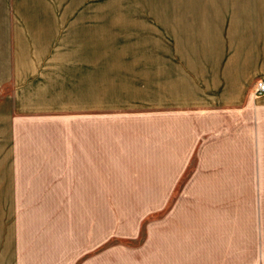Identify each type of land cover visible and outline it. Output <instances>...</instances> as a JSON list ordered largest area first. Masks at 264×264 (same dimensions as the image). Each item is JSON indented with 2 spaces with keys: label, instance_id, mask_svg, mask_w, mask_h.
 Here are the masks:
<instances>
[{
  "label": "crops",
  "instance_id": "1",
  "mask_svg": "<svg viewBox=\"0 0 264 264\" xmlns=\"http://www.w3.org/2000/svg\"><path fill=\"white\" fill-rule=\"evenodd\" d=\"M91 5L0 0V264H107L127 201L164 264H264V0Z\"/></svg>",
  "mask_w": 264,
  "mask_h": 264
},
{
  "label": "rangeland",
  "instance_id": "2",
  "mask_svg": "<svg viewBox=\"0 0 264 264\" xmlns=\"http://www.w3.org/2000/svg\"><path fill=\"white\" fill-rule=\"evenodd\" d=\"M90 1L92 9L76 11V16L132 17V14L138 11L111 9L110 7L120 5V3L130 7L127 5H131V2H145V0H104L109 9L101 10L97 4H93L100 0ZM107 206L108 239L105 244L107 264H164V204L162 202L127 201L126 203L108 202Z\"/></svg>",
  "mask_w": 264,
  "mask_h": 264
},
{
  "label": "built area",
  "instance_id": "3",
  "mask_svg": "<svg viewBox=\"0 0 264 264\" xmlns=\"http://www.w3.org/2000/svg\"><path fill=\"white\" fill-rule=\"evenodd\" d=\"M255 92L257 94L264 93V82L263 81L258 83L257 88L255 89Z\"/></svg>",
  "mask_w": 264,
  "mask_h": 264
}]
</instances>
